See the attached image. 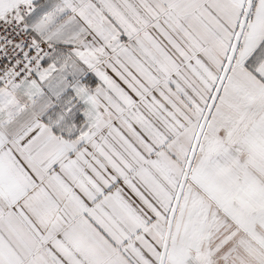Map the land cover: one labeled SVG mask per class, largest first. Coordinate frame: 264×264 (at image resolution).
I'll list each match as a JSON object with an SVG mask.
<instances>
[{
    "label": "snow or ice",
    "instance_id": "snow-or-ice-1",
    "mask_svg": "<svg viewBox=\"0 0 264 264\" xmlns=\"http://www.w3.org/2000/svg\"><path fill=\"white\" fill-rule=\"evenodd\" d=\"M0 264H264V0H0Z\"/></svg>",
    "mask_w": 264,
    "mask_h": 264
}]
</instances>
